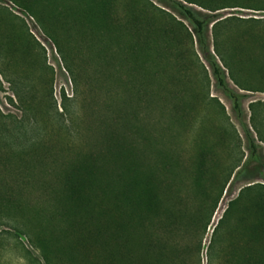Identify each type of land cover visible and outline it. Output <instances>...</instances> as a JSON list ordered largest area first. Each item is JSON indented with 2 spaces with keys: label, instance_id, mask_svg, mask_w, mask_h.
Here are the masks:
<instances>
[{
  "label": "rangeland",
  "instance_id": "1",
  "mask_svg": "<svg viewBox=\"0 0 264 264\" xmlns=\"http://www.w3.org/2000/svg\"><path fill=\"white\" fill-rule=\"evenodd\" d=\"M173 1L218 19L239 118ZM101 201L188 264H264V0H0V264H67L34 232Z\"/></svg>",
  "mask_w": 264,
  "mask_h": 264
},
{
  "label": "trees",
  "instance_id": "2",
  "mask_svg": "<svg viewBox=\"0 0 264 264\" xmlns=\"http://www.w3.org/2000/svg\"><path fill=\"white\" fill-rule=\"evenodd\" d=\"M174 6L182 13L191 29L181 23L178 24L195 39L198 49L201 48L212 77L231 101V109L239 118L242 113L240 103L242 99L225 80L222 68L207 43L209 28L216 25L218 19L216 16L198 15L182 3L174 2ZM245 134L247 139L251 137L250 155L247 157L249 160L250 156L255 155L256 147L252 136L248 132ZM82 206L84 208L80 211L81 220L70 219V215L67 214L66 224L59 230L47 228L43 235L34 232L40 253L47 262L49 258H59L65 260L67 264H188L185 243L183 239L177 237L178 224L155 217L148 221L142 215L136 217V212L126 214L120 211L117 205H112L106 214L102 211V208L105 209L102 201L94 207ZM86 222L93 224V230L86 226ZM251 235L250 227L248 236L250 250Z\"/></svg>",
  "mask_w": 264,
  "mask_h": 264
}]
</instances>
